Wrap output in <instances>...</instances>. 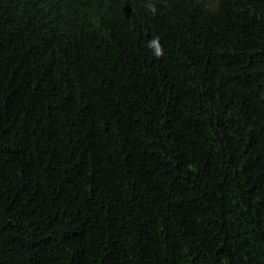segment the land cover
<instances>
[{"label": "trees", "instance_id": "trees-1", "mask_svg": "<svg viewBox=\"0 0 264 264\" xmlns=\"http://www.w3.org/2000/svg\"><path fill=\"white\" fill-rule=\"evenodd\" d=\"M213 1L0 0V264H264V0Z\"/></svg>", "mask_w": 264, "mask_h": 264}, {"label": "clouds", "instance_id": "clouds-1", "mask_svg": "<svg viewBox=\"0 0 264 264\" xmlns=\"http://www.w3.org/2000/svg\"><path fill=\"white\" fill-rule=\"evenodd\" d=\"M152 11L154 12L155 9L153 8ZM150 46H155L156 47V55L159 56L161 55V50L159 48V46H157V40L154 39L152 42H151V45Z\"/></svg>", "mask_w": 264, "mask_h": 264}, {"label": "rangeland", "instance_id": "rangeland-1", "mask_svg": "<svg viewBox=\"0 0 264 264\" xmlns=\"http://www.w3.org/2000/svg\"><path fill=\"white\" fill-rule=\"evenodd\" d=\"M210 6L213 5L214 1L213 0H205Z\"/></svg>", "mask_w": 264, "mask_h": 264}]
</instances>
